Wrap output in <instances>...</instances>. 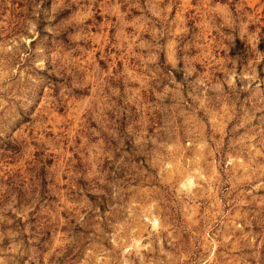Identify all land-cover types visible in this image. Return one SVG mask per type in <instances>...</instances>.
Masks as SVG:
<instances>
[{"label":"rangeland","instance_id":"rangeland-1","mask_svg":"<svg viewBox=\"0 0 264 264\" xmlns=\"http://www.w3.org/2000/svg\"><path fill=\"white\" fill-rule=\"evenodd\" d=\"M0 264H264V0H0Z\"/></svg>","mask_w":264,"mask_h":264}]
</instances>
